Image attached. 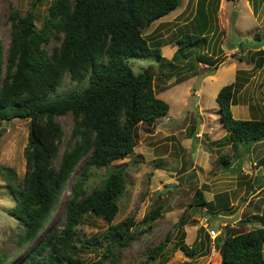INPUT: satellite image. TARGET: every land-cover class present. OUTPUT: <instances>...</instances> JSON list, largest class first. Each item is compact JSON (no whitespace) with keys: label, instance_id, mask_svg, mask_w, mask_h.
Instances as JSON below:
<instances>
[{"label":"trees","instance_id":"1","mask_svg":"<svg viewBox=\"0 0 264 264\" xmlns=\"http://www.w3.org/2000/svg\"><path fill=\"white\" fill-rule=\"evenodd\" d=\"M41 4L42 0H34L25 15L11 10L8 48L0 40V134L15 118L29 120L23 179L16 184L14 170L0 167V179L6 181L14 200L8 215L23 229L17 238L20 250L29 247L45 229L70 180L73 182L61 230L49 231L18 264H84L82 253L89 247L104 248L101 259L93 264H103L105 259L116 264L121 250L138 236L139 223L128 219L109 226L102 243L93 238L83 244L77 228L91 216L107 224L113 222L125 176L123 166L114 167L112 163L133 153L139 125L153 129L157 119L169 112V105L156 97L152 71L135 74L129 60L155 57L161 65L173 67L162 56L160 43L153 40L150 45L144 30L174 11L178 0H52L40 28H36L35 11ZM208 32L206 16L200 9L192 32L177 41L179 48L172 59L177 61L181 54L185 60L187 47L204 45ZM255 54L264 56V50L258 49ZM209 63L216 65L213 60ZM261 64L259 59L256 66ZM66 78L72 88L61 94L59 89ZM237 85L238 78L215 97L220 122L234 153L242 143L260 142L264 137V119L233 118L231 105ZM66 115L72 116L73 127L69 146L56 165L64 139L56 118ZM219 160L226 170L232 166L226 157ZM81 162V171L76 174ZM102 168L105 175L90 189L93 170ZM263 186L261 183L259 188ZM191 206L214 210L200 190H196ZM161 209L159 205L150 210L141 224L151 227ZM240 222H260L262 227L235 232L224 226L217 237L220 263L264 264V216L252 215ZM185 223L181 217L178 225L183 227ZM198 235L199 243L205 237L210 239L203 228ZM184 236L172 246L185 258L192 260L201 252L208 253L206 248L199 251L188 247ZM169 240L170 235L149 249L147 259L159 260ZM159 263L167 262L161 259ZM0 264H8L4 256H0Z\"/></svg>","mask_w":264,"mask_h":264},{"label":"rangeland","instance_id":"2","mask_svg":"<svg viewBox=\"0 0 264 264\" xmlns=\"http://www.w3.org/2000/svg\"><path fill=\"white\" fill-rule=\"evenodd\" d=\"M33 1L0 0V40L5 48L10 43V11L25 15ZM51 1L42 0L35 11L36 28H40ZM200 9L209 29L205 35L206 43L187 47L185 60L180 54L175 61L172 56L179 48L177 41L185 33L192 32ZM144 35L150 45L153 40L160 43L162 56L173 67L161 65L155 57H135L129 60L132 70L135 74L148 69L152 71L156 97L165 101L170 109L166 116L157 119L153 129L138 126L132 158L112 163L114 167L122 165L125 176V188L117 199L119 211L113 222L107 224L91 216L77 228L78 235L83 244L93 238H99L102 243L101 237L109 226L132 219L141 229L137 231L138 236L121 250L116 264H160L161 259L166 264L186 261L190 264H221L218 238L207 240L205 237L199 243L198 231L203 228L210 236L211 230L222 231L228 225L235 232H246L262 225L260 222L238 224L240 220L251 219L252 215L264 216V186L259 188L257 181L260 177L264 185V141L242 143L234 153L215 102L218 91L238 78L231 105L233 118L264 119V56L255 54L258 49L264 50V0H182L177 9L148 26ZM188 52H191L189 56ZM259 59L262 60L260 67L256 66ZM211 60L215 66L210 65ZM215 73L216 78H206ZM71 88L66 78L59 92L65 93ZM56 121L64 133L55 161L58 165L69 146L73 118L66 115ZM28 124V119L15 118L0 134V167L14 170L16 184L26 171L23 152L27 146ZM220 156L228 158L232 166L241 159V172L226 170ZM82 166L81 162L76 174ZM105 170H93L88 183L90 189L99 183ZM72 182L73 179L45 229L29 247L20 250L17 238L23 229L8 215L14 200L6 181L0 179V256H4L8 264H18L49 231L61 230ZM196 190L202 191L204 199L214 205V210L191 206ZM156 193L161 195L158 197ZM159 205L162 206L160 217L151 223V227L142 225L150 210ZM203 216L211 218L205 226L201 224ZM181 217L186 222L183 227L178 225ZM182 234L188 247L200 248L199 251L206 248L208 253L201 252L192 260L185 258L172 246ZM168 235L170 240L164 254L159 260H148L146 252ZM103 252L104 248L85 249L82 253L84 264L99 261ZM103 264L115 263L105 259Z\"/></svg>","mask_w":264,"mask_h":264},{"label":"water","instance_id":"3","mask_svg":"<svg viewBox=\"0 0 264 264\" xmlns=\"http://www.w3.org/2000/svg\"><path fill=\"white\" fill-rule=\"evenodd\" d=\"M181 3H182V0H178V5L176 6L175 9H177L181 5ZM262 141H264V137L262 138ZM132 157H133V153H131L129 155V158H132ZM242 165H243V161L240 159V160H238V162L234 163L233 166L230 167V171L234 172V173H240L242 170ZM257 181H258V185H259V184H261L262 179L259 177ZM263 183H264V180H263ZM238 224L244 225L245 222L239 221ZM136 231H138V228H136Z\"/></svg>","mask_w":264,"mask_h":264},{"label":"built area","instance_id":"4","mask_svg":"<svg viewBox=\"0 0 264 264\" xmlns=\"http://www.w3.org/2000/svg\"><path fill=\"white\" fill-rule=\"evenodd\" d=\"M210 219L211 218H209L208 216H203L202 217V226H205V224L208 222V221H210ZM205 223V224H204ZM221 230H211L210 232H209V234H210V236H209V238L210 239H215V238H217V237H219L220 235H221Z\"/></svg>","mask_w":264,"mask_h":264},{"label":"crops","instance_id":"5","mask_svg":"<svg viewBox=\"0 0 264 264\" xmlns=\"http://www.w3.org/2000/svg\"><path fill=\"white\" fill-rule=\"evenodd\" d=\"M215 76H216V73H215V75H213V76H208V77H206V78H208V80H209V79H213ZM215 78H216V77H215ZM197 95H199V90H198ZM198 136H199V134H197V137H198Z\"/></svg>","mask_w":264,"mask_h":264}]
</instances>
